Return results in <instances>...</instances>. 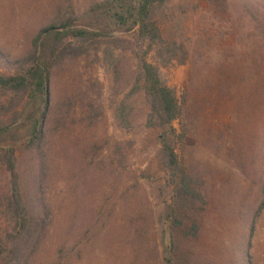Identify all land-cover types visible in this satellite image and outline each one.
<instances>
[{"label":"rangeland","instance_id":"1","mask_svg":"<svg viewBox=\"0 0 264 264\" xmlns=\"http://www.w3.org/2000/svg\"><path fill=\"white\" fill-rule=\"evenodd\" d=\"M93 1L0 0V74L25 68L42 30L85 24L80 16ZM188 1L182 10L187 0H172L170 9L192 41L188 61L159 68L187 112V132L174 148L200 195L187 211L181 256L185 264H264V208L258 209L244 170L257 155L259 167L264 151V0ZM172 23L158 17L165 36ZM195 33L203 41L194 42ZM114 34L116 40L98 43L64 39V46L83 44L86 53L66 51L50 70L40 145L28 149L21 139L3 144L14 150L23 203L50 216L27 264H160L157 230L169 188L158 131L146 124L133 33ZM23 105L20 94L0 90V124L16 128ZM174 126L179 132L178 121ZM9 187L0 151L1 241L13 223Z\"/></svg>","mask_w":264,"mask_h":264},{"label":"trees","instance_id":"2","mask_svg":"<svg viewBox=\"0 0 264 264\" xmlns=\"http://www.w3.org/2000/svg\"><path fill=\"white\" fill-rule=\"evenodd\" d=\"M171 1H93L80 16L85 24L71 28L69 23H63L59 29L50 26L42 30L25 68L10 74H0V90L20 94L24 101V105L19 108L20 116L15 118L20 119L16 128L11 129V126L0 124V151L3 163L10 174L8 190L11 193L6 198V204L13 218L5 239L0 240V261L7 258L11 264H27L38 250L50 226V216L47 211L38 209L33 213L23 203L14 150L3 147V144L10 140L21 139L28 149L40 145L44 137V123L49 108L50 70L64 58L66 51H74L76 56L86 53L83 44L76 47L70 44L64 46V39L68 37L79 43L88 40L98 43L102 39L116 40L117 36L114 33L131 32L138 88L147 107L146 124L158 131L160 166L163 179L169 188V200L166 201L157 230L160 264H185V259L181 256V235L186 236L183 229L184 222L188 218L187 211L194 203L195 196L200 195L193 187L191 175L179 163L174 148L176 139L184 137L187 132V112L173 90L161 81L159 68L174 62L180 64L187 62L192 41L184 33L185 27L181 26V16L174 22ZM211 3L222 4L219 0H209L210 5ZM189 4L187 0V3L180 4L179 8L186 9ZM196 9L198 10V7ZM160 16L170 23L173 21L171 28L174 29H170L167 36L159 28ZM194 35V42L203 41L200 33ZM227 36L221 35L224 39ZM179 52L181 58L177 54ZM150 54H153L152 60H148ZM118 60L112 62L115 72L118 70ZM175 121L179 122V132L174 126ZM41 154L44 156L42 152ZM257 156L250 163H245L244 170L251 175L250 183L256 189L257 199L260 201L258 209L261 210L264 208V151L260 160L262 164L259 167V155ZM258 212L256 209L255 213ZM253 218L245 220L242 226V231L245 232L242 235L240 232L243 238L251 231ZM190 228L196 233L198 229L196 222H193Z\"/></svg>","mask_w":264,"mask_h":264}]
</instances>
